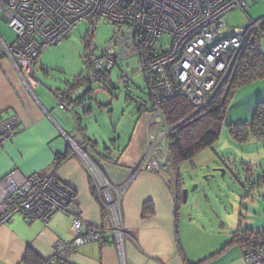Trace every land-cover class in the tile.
<instances>
[{
    "label": "built area",
    "instance_id": "built-area-1",
    "mask_svg": "<svg viewBox=\"0 0 264 264\" xmlns=\"http://www.w3.org/2000/svg\"><path fill=\"white\" fill-rule=\"evenodd\" d=\"M256 3L257 0H0V13L16 33L6 53L25 80L32 79L37 58L69 38L79 24L94 25L98 19L106 18L119 27L101 57L93 58L96 48L90 47L88 81L105 92L104 77L118 67L119 84L129 86L133 77L120 63L136 58L137 71L149 89L155 128L146 161L136 173H159L165 168L170 171L165 143L172 128L162 126L163 101L178 91L194 107V113L216 101L246 40L254 33L262 34L264 25V18L251 20L243 31L236 32L227 27L224 17L233 10L245 12ZM123 27L131 30H122ZM60 108L68 110L64 103ZM21 124L17 114H0V149L16 137ZM70 145L80 155L93 183L107 197L105 208L113 225L115 244L122 250L125 230L120 201L128 184L112 186L84 148L72 141ZM159 151L164 159L160 158ZM172 179L175 183L173 174ZM111 190L116 191L118 199L112 198ZM75 198L74 191L65 188L55 175H25L13 169L0 180V225L16 215H23L27 222L44 223L58 212L71 215L72 228L78 235L70 242L57 240L49 264L67 262L76 248L87 244L109 246L100 228L81 233L82 216L70 209ZM244 259L246 264H264V243L244 252Z\"/></svg>",
    "mask_w": 264,
    "mask_h": 264
},
{
    "label": "crops",
    "instance_id": "crops-1",
    "mask_svg": "<svg viewBox=\"0 0 264 264\" xmlns=\"http://www.w3.org/2000/svg\"><path fill=\"white\" fill-rule=\"evenodd\" d=\"M12 43L0 32V114H17L22 124L16 137L0 149V180L13 169L25 175H55L65 188L76 194L70 209L82 216L81 233L100 228L110 243L109 246L93 243L78 247L68 257V264H197L213 255L216 257L205 264H246L244 251L239 246L221 252L235 233L242 230L239 221L229 231L222 223L221 231L228 232L225 237L218 235L216 229L207 231V227L193 218L185 220L171 171L165 168L159 173H136L146 161L150 136L155 133L150 111L133 116L134 125L127 141L122 142L123 134L114 128V136H106L109 144L104 138L102 144L95 142L83 129L82 117L71 116L70 105L66 103L85 83L78 82L64 91L44 87L34 74L43 54L33 64L32 79L25 80L6 53V47ZM88 93L93 95V87ZM98 93L105 92L97 89ZM61 103L69 110L61 109ZM73 103L82 106L80 100ZM70 141L84 148L112 186L128 184L120 201L125 230L122 250L115 244L113 225L105 208L107 197L93 183ZM58 156L67 157L59 166ZM159 156L164 159L160 151ZM111 195L118 199L115 190H111ZM77 235L71 215L65 212H58L48 223L27 222L23 215H16L0 225V264H22L29 249L43 259H50L57 240L70 242Z\"/></svg>",
    "mask_w": 264,
    "mask_h": 264
},
{
    "label": "rangeland",
    "instance_id": "rangeland-1",
    "mask_svg": "<svg viewBox=\"0 0 264 264\" xmlns=\"http://www.w3.org/2000/svg\"><path fill=\"white\" fill-rule=\"evenodd\" d=\"M1 14L0 32L11 44L16 33L1 19ZM262 18L264 0H257L245 12L233 10L227 13L224 22L229 29L241 32L251 20ZM118 30L119 27L106 18L98 19L94 25L86 22L79 24L69 38L43 53L35 76L44 87L49 86L53 90H66L78 79L86 80L90 46L96 48L93 58L101 57ZM122 30L131 29L125 27ZM259 40L264 54V35ZM120 65L133 77L129 88L119 84L121 71L114 67L110 82L105 84V93L97 95L96 86H92L93 95L88 93L92 84L84 82L70 100L66 99L70 105L68 113L71 116L79 114L87 135L101 144L102 138L109 144L106 136L113 137L114 128L123 134L122 142L127 141L134 125L133 116L148 111L153 113L154 110L145 78L137 71L136 58H130ZM75 100L82 101V106L73 103ZM259 103H264V78L244 85L235 92L228 102L219 139L193 159L179 165L182 192L188 191L186 202L183 196L180 198L185 220L191 217L207 227V231L214 232L216 229L218 235L224 237L228 232L221 231L222 223L227 231L232 225H238V221L242 230L264 229V138L257 140L251 137L249 141L240 143L231 137L228 128L233 123L251 124ZM162 126L168 128L165 122Z\"/></svg>",
    "mask_w": 264,
    "mask_h": 264
},
{
    "label": "trees",
    "instance_id": "trees-1",
    "mask_svg": "<svg viewBox=\"0 0 264 264\" xmlns=\"http://www.w3.org/2000/svg\"><path fill=\"white\" fill-rule=\"evenodd\" d=\"M262 35H264V25L262 34L254 33L248 37L238 55L229 79L222 87L216 101L209 107L194 114V107L178 91L175 93L174 97L163 101L161 111L164 117V122L168 127L172 128L166 144L168 151V164L171 173L176 179L178 197H182V180L179 171L180 163L193 159L203 150L211 147L219 139L222 126L225 122L228 102L234 96L235 92L244 85L264 78V54L259 45V39ZM87 61L89 65L91 62L89 56ZM88 75L86 80L80 78L78 79V82H86L88 80ZM104 78L103 87L106 92L105 84L110 82L111 74ZM78 82L76 84H78ZM129 86L125 87L129 88ZM255 111L251 124L233 123L228 126L231 137L234 140L240 143H245L249 141L251 137L257 140L264 138V103H259ZM65 158L67 157L58 156L56 164L58 166L61 165ZM148 205L145 207L147 208ZM263 243L264 229L254 231L246 228L245 230L236 232L232 241L225 246L221 252H224V250L234 245L239 246L244 252H250L261 246ZM215 257L216 255L210 256L197 264H205ZM49 263L50 259H43L32 249L27 251L22 261V264ZM57 264L68 263L59 261Z\"/></svg>",
    "mask_w": 264,
    "mask_h": 264
},
{
    "label": "water",
    "instance_id": "water-1",
    "mask_svg": "<svg viewBox=\"0 0 264 264\" xmlns=\"http://www.w3.org/2000/svg\"><path fill=\"white\" fill-rule=\"evenodd\" d=\"M1 19H3V21L5 23H7V19L4 17V15L2 14L1 15ZM194 114H197V113H194ZM190 118V117H189ZM187 195H188V191L187 190H183L182 192V196H183V201L186 202L187 201Z\"/></svg>",
    "mask_w": 264,
    "mask_h": 264
},
{
    "label": "flooded vegetation",
    "instance_id": "flooded-vegetation-1",
    "mask_svg": "<svg viewBox=\"0 0 264 264\" xmlns=\"http://www.w3.org/2000/svg\"><path fill=\"white\" fill-rule=\"evenodd\" d=\"M72 143H74L75 145H77L74 141H72ZM78 146V145H77ZM172 181H173V179H172ZM176 181V180H175ZM173 185L175 186V188H176V182L174 183L173 182Z\"/></svg>",
    "mask_w": 264,
    "mask_h": 264
}]
</instances>
